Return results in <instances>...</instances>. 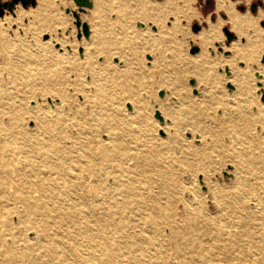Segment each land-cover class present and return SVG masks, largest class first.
Masks as SVG:
<instances>
[{"label":"rangeland","instance_id":"rangeland-1","mask_svg":"<svg viewBox=\"0 0 264 264\" xmlns=\"http://www.w3.org/2000/svg\"><path fill=\"white\" fill-rule=\"evenodd\" d=\"M35 1L27 7L19 3L0 16L7 42L0 46V125L32 136L34 123L47 121L44 113L56 115L63 119L56 126V141L46 138L41 150L58 146L70 157L67 162L88 161L95 172L80 182L108 186L107 197L126 204L131 219L148 213L155 203L162 206L154 240L160 248L153 244L152 250L140 241L138 251L127 250L150 259L130 258L131 264H186L182 261L189 244L177 239L172 234L176 228L165 222L177 223L190 240L214 243L187 227L186 204L194 194L205 216L258 223L247 224L248 230L255 242L263 237L264 0H217L219 10L211 13L204 11L202 0H92L84 11L73 0ZM73 12L87 23V38L82 33L78 37L81 27L77 29ZM230 14L248 24L241 33ZM224 28L234 34L232 39ZM96 30L99 39L92 35ZM201 34L207 37L206 46ZM230 44L251 52V61L233 62L237 74L222 62L233 51ZM194 46L198 49L191 53ZM200 54L205 62L187 60ZM233 78L241 82L240 90ZM235 101L239 111L231 108ZM166 125L171 127L168 134ZM30 136L25 138L33 141ZM22 139L12 146H20ZM108 144L122 153L123 166L130 171L118 175L123 183L118 189L111 180L117 161L96 154ZM32 153L14 156L13 177L30 174L39 180L42 173L49 174L52 160L40 162L43 156ZM132 177L140 184L126 188ZM6 179L13 185L14 179ZM8 258L17 262L0 256V264H51L29 254Z\"/></svg>","mask_w":264,"mask_h":264},{"label":"bare ground","instance_id":"bare-ground-1","mask_svg":"<svg viewBox=\"0 0 264 264\" xmlns=\"http://www.w3.org/2000/svg\"><path fill=\"white\" fill-rule=\"evenodd\" d=\"M229 19L232 26H236L237 32L241 33L245 26H248L247 23H242L235 14H230ZM1 29L0 46H5L7 42ZM98 34L99 31L96 30L92 35L99 39ZM200 42L203 46L207 45L206 35L201 34ZM101 47L104 45L99 47L100 51H104ZM229 47L233 51L222 62L229 63L233 73L236 71L233 62L251 61V52L242 45L230 44ZM198 58L202 63L206 61L205 54L194 58L187 57V60L192 62ZM234 81L235 89L240 90L241 82L238 79ZM232 104H234L233 107L231 106L232 110H240L238 101ZM31 108H36V105H31ZM43 118L47 121L42 124L37 121L34 123L35 133L32 136L18 127L8 128L0 125V256L9 260L8 262H17L14 258L8 257L29 254L51 264H119L122 260L131 264L134 260L130 258H135L136 262L150 259L144 255L140 257L131 255L127 249L138 251L140 241L152 245V247L149 246L152 250H156L153 244L157 245L158 249L160 248L159 243L154 240L158 235L157 227L159 216L162 214V206L155 203L150 206L148 213L131 219L125 208L126 204H120V201L113 196H111L112 199L107 197L106 188L108 186L98 183L82 184L80 182L82 176L95 172L86 164L88 161L75 163L72 158L71 161L74 162H67L66 159L70 160V157L61 154L58 146L51 144L41 150V145L47 143V140L50 143L56 141L55 136L58 133L56 126L63 120L49 113H44ZM165 128L168 134L171 127L169 129V125H166ZM28 136L34 137V140L25 138ZM21 138L23 139L18 141L21 145L13 147V144H18L16 139ZM6 143H9L7 148L3 146ZM109 144L103 148H97L96 154L103 160L117 161L113 167L116 176H112L111 180L115 189H118L123 187L118 175L127 174L130 171L123 166L122 153L117 151L115 145ZM30 151L34 152L32 154L38 153L41 157L43 156L40 162L48 158L52 160V165H49L50 170L47 171L49 174L45 177L42 173L39 180L33 179V175L30 174L23 175L21 179L18 175L13 177L12 175L16 174V169L11 168L14 156L26 158L25 154ZM76 159L80 160V157ZM231 171L235 174V170ZM6 175L15 180L13 185H10ZM136 182L140 181L134 177L129 178L126 188L132 187L131 184ZM238 194L239 191H236L233 196ZM186 207L190 215L186 220L187 227L194 231L193 234L200 238L207 237L214 243L207 244L198 242V240H190L180 232L177 223L165 222L167 226L176 228L172 234L177 239L189 244L183 263L264 264V236H258L259 239L255 242V237L247 226V224L257 226L258 223L244 222L241 219L226 221L224 218L205 216L200 199L196 194L190 202H187ZM217 207L221 210L225 209L221 203H218ZM148 208L149 205L145 203L143 209ZM12 216L16 217L15 223L11 222ZM20 231L28 232L31 236L23 237ZM171 232L172 230L169 231L170 234Z\"/></svg>","mask_w":264,"mask_h":264},{"label":"water","instance_id":"water-1","mask_svg":"<svg viewBox=\"0 0 264 264\" xmlns=\"http://www.w3.org/2000/svg\"><path fill=\"white\" fill-rule=\"evenodd\" d=\"M75 5L78 7L79 11H84L85 8H91L92 7V1L91 0H73ZM35 0H7V1H1L0 0V16H2L5 12V10H8L10 12H13V9L17 4H21L22 7H27L28 5H35ZM258 4H261V1H257ZM240 10H243V6H239ZM251 12L255 11V3H252L249 7ZM66 12H69V9H66ZM73 16L75 17V25L77 26V29L81 27V31L78 30L77 35L78 37L81 36V33L84 37H88L89 29L86 22H81L79 19V15L76 12H73ZM199 29V26L197 24L193 25V30L197 31ZM224 31L228 37V39H232L234 37V34L227 31L226 28H224ZM198 47L194 46L193 49H191V53H194L197 51ZM193 83V81H191ZM262 100H264V97H262Z\"/></svg>","mask_w":264,"mask_h":264},{"label":"crops","instance_id":"crops-1","mask_svg":"<svg viewBox=\"0 0 264 264\" xmlns=\"http://www.w3.org/2000/svg\"><path fill=\"white\" fill-rule=\"evenodd\" d=\"M202 3L204 5L203 6L204 7V11L207 10V11H209L208 13H211L212 11L213 12H218V10H219V7H217V0H213V2L211 0H202ZM222 9H224V8H222ZM209 15L210 14H208L207 16L209 17Z\"/></svg>","mask_w":264,"mask_h":264}]
</instances>
